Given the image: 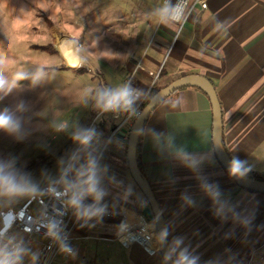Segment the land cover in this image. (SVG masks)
Wrapping results in <instances>:
<instances>
[{"label":"crops","instance_id":"crops-1","mask_svg":"<svg viewBox=\"0 0 264 264\" xmlns=\"http://www.w3.org/2000/svg\"><path fill=\"white\" fill-rule=\"evenodd\" d=\"M157 3L159 0H139L134 11L122 17L126 20L122 60L102 64L107 85L134 75L133 87L154 92L181 78L205 79L221 106L223 147L229 158L247 160L250 173H264V0H208V9L189 18L178 35L142 19L141 14ZM217 22L224 27L217 30ZM146 32L148 45L144 43ZM162 69L164 74L159 77ZM169 102L177 106L169 107ZM122 118L98 119L96 115L95 123L90 124L101 133L102 163L108 166L109 175L123 184L120 188L107 185L105 203L113 214L105 215L95 227H82L80 222L74 226L71 245L76 255L62 260L65 264H160L161 253L150 256L138 245L125 249L115 239L121 210L140 208L144 198L128 171L131 123L120 127ZM212 125L207 96L198 89L185 88L164 100L144 129L165 136L171 133L176 143L189 151L209 153L200 175L218 184L225 197L237 205L236 210L251 217L248 228L214 216L196 174L162 156L150 134L140 137L137 165L156 199L164 225L170 229L169 241L184 237L185 244L200 257L199 264L217 258L221 264H264V195L239 188L222 169L213 149ZM106 141L110 143L105 145ZM129 186L132 194L128 201H119L118 194ZM185 193L193 198L194 206L183 204L181 196ZM5 208L13 207H0V211Z\"/></svg>","mask_w":264,"mask_h":264},{"label":"clouds","instance_id":"clouds-1","mask_svg":"<svg viewBox=\"0 0 264 264\" xmlns=\"http://www.w3.org/2000/svg\"><path fill=\"white\" fill-rule=\"evenodd\" d=\"M81 2L82 0H77L74 8H78ZM141 16L145 22L151 21L156 28L179 31L192 16V8L189 0H159V3L144 11ZM223 27L222 22H217V30ZM11 31L13 30L6 23L0 25V32L8 39L7 47L0 49V101L12 95L19 97L22 92L41 87L54 80L57 75L56 67L47 62H37L31 68L19 66L15 58L19 41L10 34ZM76 31L79 35L67 34L66 38L60 41L61 45L73 51V62L68 63L61 49L57 50L61 51V58L67 67L89 68L88 56L93 53L89 49L95 47L96 42L81 43L83 27L80 26ZM105 52L107 51L98 52L100 55L97 59L105 58ZM25 81L28 83H22ZM150 95L152 93L149 89H139L133 87L131 81H125L116 85L84 86L78 90L75 103L76 106L93 109L98 119L104 115L117 119L121 116L139 119L142 117L139 104H146ZM176 106V103L169 102V107ZM30 110L31 106L27 101L17 98L12 107L0 111V132L17 142L23 141L29 135L24 114ZM49 126L57 133H68L76 147L57 160L58 171L55 176L43 170L39 180L25 170L18 158H0V207H7L23 199L38 200L44 196L57 200L62 206L61 210L56 211L54 215L41 212L33 223L38 226L37 230H45V237L57 246L60 253L74 257L76 251L69 243L60 217L71 211L82 227H95L97 223L102 222L105 215L113 214L109 204L105 203V197L109 195L107 185L120 188L123 182L117 180L114 175H109L108 166L102 163L101 133L94 126H80L69 118H61L60 114H53ZM134 133L137 136L150 134L154 147L162 156L174 159L196 174L201 192L211 202L214 216L222 221L231 219L234 224L244 228L250 226L251 217L237 211V205L225 197L218 184L211 183L207 177L200 175L202 164L210 159L209 153L189 151L185 145L177 144L175 136L171 133L165 136L143 127H137ZM103 143L107 145L110 141ZM251 170L248 161L237 156H233L226 164L227 175L236 180L246 179ZM131 194L130 186L124 188L118 194V200L127 202ZM181 200L185 206L195 205L193 198L186 193L182 194ZM115 207L114 203L112 208ZM157 219L158 216L143 229L144 237L150 244L147 249L149 254L155 255L163 251L160 264H199L200 257L185 244L184 237L168 240V225L162 226L158 232L153 230ZM127 228L128 225L121 222L116 226V235L123 236ZM24 231L29 232L30 229L26 228ZM39 259L40 253L32 249L24 236L9 233L7 222L0 227V264H39ZM207 264L221 262L217 258L209 260Z\"/></svg>","mask_w":264,"mask_h":264},{"label":"rangeland","instance_id":"rangeland-1","mask_svg":"<svg viewBox=\"0 0 264 264\" xmlns=\"http://www.w3.org/2000/svg\"><path fill=\"white\" fill-rule=\"evenodd\" d=\"M137 2L139 0H82L75 9L77 0H0V25L6 23L13 30L10 34L19 41L15 57L17 64L31 68L37 62H47L53 64L57 71L56 78L47 84L22 92L19 97L12 95L0 101V111L12 107L17 98L24 99L31 106V110L24 114L29 135L23 141L17 142L0 132V158H18V162L37 180L43 170L53 176L57 174V160L76 146L68 133H57L49 126L53 114H60L61 118H69L83 127L95 123L97 113L93 109L76 106L77 92L88 85H107L102 64L122 60L121 41L126 36V20L122 17L129 16ZM86 8L88 11H84ZM80 26L83 27L81 43L95 41L96 45L89 49L93 52L88 56L89 68L72 69L65 65L61 51L68 63L73 62L74 53L60 41L66 38L67 31L79 35L76 30ZM149 39L146 32L144 43ZM7 44V36L0 32V49L6 48ZM100 51L107 52L103 54L105 58L98 60ZM32 163L34 166L30 167ZM27 200L11 206L17 210ZM32 210L36 215L40 209L34 203ZM37 241L34 239L31 246L34 251L39 249Z\"/></svg>","mask_w":264,"mask_h":264},{"label":"built area","instance_id":"built-area-1","mask_svg":"<svg viewBox=\"0 0 264 264\" xmlns=\"http://www.w3.org/2000/svg\"><path fill=\"white\" fill-rule=\"evenodd\" d=\"M189 3L190 7L192 8V16L196 12H202L208 9V0H189ZM180 31L181 30L177 31L176 35H178ZM133 78L134 75H131L128 79L124 80L123 82L131 81L132 83ZM143 104V102L139 104L140 111ZM104 116L115 120L117 119L111 115ZM133 119L134 118L129 119L126 116H123L122 124L120 127L130 124ZM34 203H36V205L40 209L39 213L36 215L32 210V205ZM146 205L147 202L145 198H142L140 209L143 210ZM61 209L62 206L57 200L47 196L41 197L38 200L28 199L26 203L17 210L13 208H5L1 210L0 227H3L7 222V224L9 225V233L20 234L24 236L25 240L30 242V246H33L34 239H38L39 241L36 242V245L38 246V252L40 253L39 264H65L62 260L67 259L70 256L60 253L58 251L57 246L54 245L49 238L45 237V230L43 228H39V230H37L38 226L33 223V221L40 215L41 212H47L48 215H54L56 211ZM60 218L64 226V231L68 234L69 243L71 245L73 241L71 237L72 230L78 221L75 220L71 211H68ZM121 222H125L128 225V228L127 231L123 234V236L118 237L116 235V241L125 249H129L133 245H138L148 255H150L149 251L147 250L150 247V244L144 237L143 229L146 224H150L152 222L146 220L141 215V213H138L136 210L131 209L121 210L119 224H121ZM26 228L30 229V231L25 232L24 230ZM153 230L157 232L156 227H154ZM159 253L160 252H157L155 255H158Z\"/></svg>","mask_w":264,"mask_h":264},{"label":"water","instance_id":"water-1","mask_svg":"<svg viewBox=\"0 0 264 264\" xmlns=\"http://www.w3.org/2000/svg\"><path fill=\"white\" fill-rule=\"evenodd\" d=\"M185 88H197L202 91L210 101V105L212 108V143L213 149L215 153V157L222 167V169L226 171L227 161L230 159L227 152L223 147V126H222V118H221V106L219 100L217 98L216 92L213 86L203 78L198 76H190L181 78L179 80L174 81L166 88L162 89L159 93H157L151 101L141 110L142 117L137 119L134 118L132 120V126L130 128L128 134V143H127V166L129 174L140 190L141 194L145 198L147 202V206L141 211V215L148 221L153 222L154 218L158 216L156 220L155 227L157 232L160 230L162 226H164V221L156 199L151 191V188L148 182L141 176L138 165H137V154H138V146L141 136H137L134 133V130L137 127L145 126L148 118L153 113V111L167 98H169L174 93L179 90ZM123 134L127 132L122 130ZM221 147V148H220ZM231 180L241 189L259 195H264V182L256 181L247 176L244 180H236L231 178ZM161 257L163 255V251L160 252Z\"/></svg>","mask_w":264,"mask_h":264},{"label":"trees","instance_id":"trees-1","mask_svg":"<svg viewBox=\"0 0 264 264\" xmlns=\"http://www.w3.org/2000/svg\"><path fill=\"white\" fill-rule=\"evenodd\" d=\"M163 74H164V72H163V69L160 71V73H159V77H162L163 76ZM162 89H164V88H159V89H156L154 92H151L152 93V95H150V97H149V99H148V101H146V104L144 103L143 105H142V107H141V110L151 101V99L157 94V93H159ZM195 89H197V88H195ZM199 90V89H198ZM132 123L133 122H131V126H132ZM31 166H34V163H32L31 165H30V167ZM138 168H139V166H138ZM139 171H140V174H141V176L144 178V176H143V173H142V171L139 169ZM248 177H250V178H252V179H254V180H256V181H260V182H264V173H250V174H248ZM145 179V178H144ZM138 213H141V209L140 208H136L135 209Z\"/></svg>","mask_w":264,"mask_h":264},{"label":"bare ground","instance_id":"bare-ground-1","mask_svg":"<svg viewBox=\"0 0 264 264\" xmlns=\"http://www.w3.org/2000/svg\"><path fill=\"white\" fill-rule=\"evenodd\" d=\"M66 33H67V34H70V35H74V34H72L71 32H68V31H67Z\"/></svg>","mask_w":264,"mask_h":264}]
</instances>
